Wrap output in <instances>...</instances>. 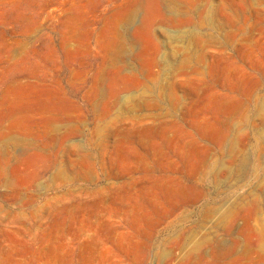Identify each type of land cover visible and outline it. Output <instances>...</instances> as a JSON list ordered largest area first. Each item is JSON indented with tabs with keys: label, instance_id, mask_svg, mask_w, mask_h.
I'll use <instances>...</instances> for the list:
<instances>
[{
	"label": "rangeland",
	"instance_id": "374dc122",
	"mask_svg": "<svg viewBox=\"0 0 264 264\" xmlns=\"http://www.w3.org/2000/svg\"><path fill=\"white\" fill-rule=\"evenodd\" d=\"M0 264H264V0H0Z\"/></svg>",
	"mask_w": 264,
	"mask_h": 264
}]
</instances>
